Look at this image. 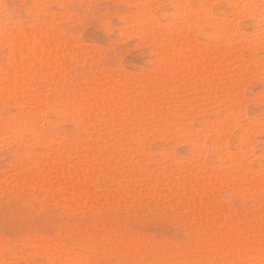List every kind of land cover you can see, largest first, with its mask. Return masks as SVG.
<instances>
[{
    "label": "bare ground",
    "instance_id": "1",
    "mask_svg": "<svg viewBox=\"0 0 264 264\" xmlns=\"http://www.w3.org/2000/svg\"><path fill=\"white\" fill-rule=\"evenodd\" d=\"M30 1L35 13L51 0ZM214 1L130 0L137 11L122 21L125 27L131 21L136 37L150 45L151 66L119 74L90 67L92 71L73 75L69 56L76 45L71 38L50 28L46 18L32 14L17 19L0 0V46L7 49L0 64V138L6 130L9 140L14 138L18 164L17 172L1 175L3 179L28 181L37 195L61 193L70 206L82 197L101 203L98 197L106 195L112 204L146 191L169 195L176 197L180 213L186 212L197 225L189 239L176 244L116 228L92 231L88 240L79 232V250L51 237L36 243L33 237L32 243L25 239L51 264H98L95 254L103 248L115 258L129 255L128 264L264 261V227L220 205L215 195L217 187H227L259 201L264 196V147L256 154L248 145L256 133L264 134V110L248 115L249 98L242 89L264 75L262 64L249 68L256 51H264L262 0H222L224 10L212 7ZM164 2L169 12L156 16L149 11ZM242 18L251 21L250 32L237 23ZM64 82L63 87L56 85ZM256 95L254 101L264 99V91ZM12 107L18 110L12 112ZM51 114L73 124L69 134L55 132ZM233 129L239 130L234 150L225 139ZM157 140L185 143L188 151L181 157L164 146L152 151ZM97 174L117 180V191L98 189L93 179ZM1 240L3 245L7 241Z\"/></svg>",
    "mask_w": 264,
    "mask_h": 264
},
{
    "label": "rangeland",
    "instance_id": "2",
    "mask_svg": "<svg viewBox=\"0 0 264 264\" xmlns=\"http://www.w3.org/2000/svg\"><path fill=\"white\" fill-rule=\"evenodd\" d=\"M5 2L10 12L17 19H26V17L32 14L43 21L46 18L45 22L50 21V28L58 31L63 36L71 38L76 45H74L73 54L69 56L71 65L69 73L72 71L73 75L86 73L93 69L101 71L109 70L117 74L124 72L136 73L142 72L151 66L150 45L146 41L143 42L142 38L136 37V32L133 30L134 26L131 21L127 22V27H125L122 21V18L128 15L133 18L137 11L136 6L130 3V0H51L48 4L41 7L40 12L35 13L31 12V10H35V6H33L30 0H5ZM211 5L212 7L218 6L220 10L225 9V3L222 0L214 1ZM149 8V11L156 16H159L160 11H170V7L166 2L160 6L152 5ZM53 9L59 10L60 14H56L58 11H54ZM51 11L55 14L49 13ZM63 15L66 17L64 18ZM236 21L244 31L250 32L252 30V23L248 18L237 19ZM109 24L111 26L115 25V27L111 28ZM129 28L134 32L132 33L131 29L128 32ZM121 31L127 33L123 34ZM136 42L138 45H136ZM82 46H84L83 48L88 47L89 50L87 48L83 50ZM3 51H7V49L0 46V64L6 61L5 57L2 56ZM88 51L91 53L89 54ZM94 53L96 54L95 56ZM242 56L247 58V53L243 51ZM22 61L25 62L26 58H22ZM258 63L264 65V51L262 50L256 51L255 61L249 66L250 70L251 68L252 70H256L254 68L258 66ZM90 67L94 68L91 70ZM57 84H59L58 87H63L67 85V82ZM243 86V92L245 95L248 94L247 97L249 98L245 103L248 115L253 116L262 112L264 110V96L262 97V101H254L253 99L256 98V94L261 92V90L264 91V75H257ZM3 108L4 106L0 104L1 115H4ZM16 110L18 108H10L12 112ZM49 118L52 120L51 124L56 133L64 134L65 132V134H69L67 132L73 129V124L61 117L51 114ZM195 123L197 126L198 122ZM238 132V129H233L232 134L225 135V139L229 141L230 148L233 150L237 145L236 134ZM4 133H6L3 134L4 139L0 138V238H7L5 240L11 243L10 245L7 241L4 245L0 243L2 247L5 246V249L0 247V258L6 260L7 263L10 260L8 264H49L50 260L45 255L35 252L37 249L36 244H31L34 242L33 240L36 243L37 240H40L39 238H47V241L51 240V237V241H57L59 245L69 244L76 250H79L80 246L77 236L79 232L83 231L87 240L90 239V232L107 228L118 229L119 231L122 229L121 231H132L137 232V234L142 233V235L145 234V236L151 237L150 239L155 241L162 240L175 244L189 239L197 231V225L186 217L187 213H180L174 206V198L176 199V197L169 195H161L160 197L155 192L146 191V194L143 192L130 196L131 199H128L129 196H126L127 202L124 198L119 200L122 203L118 201L112 204L110 202L108 204L106 201L108 197L106 195L98 197V202L101 201V203L99 202L100 204L97 201L92 203L85 201L86 198L82 197L84 199L77 201L74 206H70L67 204V198L61 193H59L62 195L61 197L59 194L37 195L28 181L24 183L4 180L1 175H11L18 170L15 154L16 143L12 137L11 141L9 140L8 136L10 135H8L9 132L7 133V130ZM5 141L10 142L6 144ZM249 143H251L248 144L249 148L253 149L256 154H259L264 147V134L256 133L254 139L250 140ZM153 145L151 147L152 151L156 150L157 152L160 146H164L171 149L178 157L186 155L188 151L187 144H176L173 140H157ZM216 161V159L212 158V163H218ZM252 164L255 165L256 162L253 161ZM11 170L14 171L11 172ZM93 179L98 189L107 190L108 194H111L112 190L113 193L117 191V180L103 174H97ZM215 195L220 205L228 206L235 212H239L245 217L248 216L249 219L255 220L258 226L264 227V196L259 201L254 195L251 196V193H235L227 187H217ZM103 200L106 202L103 203ZM3 239L1 240L2 242L5 241ZM25 239H30V245L28 244L29 241L27 240L26 242ZM21 240L23 241L21 242ZM146 250L150 251V248L146 247ZM102 251L103 253L96 252L95 254L98 264H116L118 261L119 263L117 264H121L122 262L123 264H128L127 262L130 260V256L127 254L115 258L110 256L109 252L104 248ZM4 260L2 261L3 264H7ZM61 261H57L58 264H66Z\"/></svg>",
    "mask_w": 264,
    "mask_h": 264
},
{
    "label": "snow or ice",
    "instance_id": "3",
    "mask_svg": "<svg viewBox=\"0 0 264 264\" xmlns=\"http://www.w3.org/2000/svg\"><path fill=\"white\" fill-rule=\"evenodd\" d=\"M262 14H264V0H262ZM261 264H264V261H261Z\"/></svg>",
    "mask_w": 264,
    "mask_h": 264
}]
</instances>
